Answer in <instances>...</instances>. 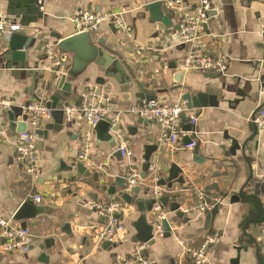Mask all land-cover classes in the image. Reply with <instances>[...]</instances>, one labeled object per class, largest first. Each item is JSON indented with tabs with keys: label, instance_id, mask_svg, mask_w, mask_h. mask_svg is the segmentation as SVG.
Masks as SVG:
<instances>
[{
	"label": "crops",
	"instance_id": "crops-1",
	"mask_svg": "<svg viewBox=\"0 0 264 264\" xmlns=\"http://www.w3.org/2000/svg\"><path fill=\"white\" fill-rule=\"evenodd\" d=\"M152 1L46 0L42 10L39 0H0V11L20 26L18 32L33 38L25 70L15 75L0 70V95L15 105L32 101L49 84L51 89L46 92L51 95L58 74L52 73L48 79L40 77L35 64L41 66L46 61L43 44L48 38L55 40L53 33L67 37L76 32L72 16L80 9L122 13L130 34L120 29L114 32L111 23H105L92 36L119 52L137 78L147 83L159 99L177 103L186 92H204L219 100V106L200 108L202 112L195 128L198 145L193 150L172 148L159 142L156 121L148 119L147 125L140 124V115L128 110L130 102L137 106L146 93L136 95L139 89L134 84L129 97H125L123 79L106 76L105 71L91 65L81 76L73 100L90 87L105 86L112 98L109 116L117 127L116 132H124L133 154L129 158L118 154L116 132V145L111 146L109 142L99 141L94 131L88 161L83 162L92 173L90 177L80 174L74 166L80 162L77 153L87 128L82 111H75L66 119L64 130L38 134L41 161L37 177H33L24 173L16 158L15 141L19 132H11L0 110V216L15 215L26 200L45 209L28 221L27 227L35 236L32 248L28 252L0 251V264H123L138 245L133 240L136 234L133 223L140 213L135 204L119 200L120 194L129 190L120 187L117 179L125 178L131 166L142 170L145 148L151 144L159 146L151 157L150 168L154 173L157 170L159 180L169 176L174 162L184 170L180 175L185 183H174L171 189L163 186L168 189L165 195L170 197L169 204L180 203L184 216L171 212L170 205H163L172 235H156L153 243L145 244L144 254L157 259L159 264H195L175 235L185 238L187 246L193 249L215 237L204 264H231L238 254L237 247L242 248L240 264H264V192L259 188L256 197L232 199L241 192L253 194L254 183L264 180V130H258L251 121V116L264 108V0H211L215 14L203 28L205 51L225 56L228 69L224 74L187 71L184 87L177 90L170 89L175 84L173 72L182 71L179 64L187 51L179 44L180 14L165 13L170 15L168 24L155 20L145 9ZM197 2L185 0L184 13L191 12ZM4 37L0 31V40ZM64 60L69 67L70 56L65 55ZM174 64L175 70L170 68ZM165 89L168 90L157 91ZM45 121L55 123L53 117ZM234 139L239 147L234 145ZM152 170L147 178H142L143 184L136 186L141 188L143 199L152 196ZM251 175L252 183L247 185ZM113 187L115 193L111 191ZM146 187H150V192L144 195ZM199 192H204L210 201L220 199L219 212L211 223L209 212L201 213L196 208ZM34 195H41L43 201L37 203ZM118 200L123 209L117 216L125 224L126 232L116 242L117 247L105 249L96 237L104 218L93 202ZM147 216L149 222L157 219L151 212ZM47 240H53L49 248Z\"/></svg>",
	"mask_w": 264,
	"mask_h": 264
},
{
	"label": "built area",
	"instance_id": "built-area-1",
	"mask_svg": "<svg viewBox=\"0 0 264 264\" xmlns=\"http://www.w3.org/2000/svg\"><path fill=\"white\" fill-rule=\"evenodd\" d=\"M46 0H39L40 8L44 10ZM166 4L179 12V44L186 47V55L179 64L182 71H197L203 74L220 73L224 74L228 69V60L225 56H215L205 51V43L203 39V28L210 19V14L214 10L211 0H198L193 10L184 13L185 0H164ZM72 20L76 25V32H98L105 23H114L118 29L130 34L131 29L125 23L122 13L117 11L97 12L91 9H80L72 16ZM20 30V26L8 20L7 16L0 11V31L5 37H10L14 32ZM46 61L35 68L39 76H46L47 79L53 73L61 74L65 72V54L59 51L55 40L46 39L43 44ZM46 79V80H47ZM44 88L35 99L30 101L28 106H23L25 114L28 115L27 129L19 132L15 141L17 160L20 162L24 173L37 177L40 166V155L37 147V131L41 129V121H45L52 117V110L47 106L50 100L49 94ZM83 102L81 107H68V118L75 111H82L87 123V128L82 133L81 146L77 153V158L81 162H87L92 148V137L94 128L101 121L108 117L112 111V98L105 86L90 87L83 93ZM15 105L13 102L0 95V110L8 111ZM132 112L139 114L143 118L154 120L157 122L160 134L159 142L167 144L172 148L182 147L186 150H193L198 145V134L196 126L201 116L200 108H189L185 100L177 103H170L161 99L144 98L137 106H132ZM182 113L187 117V123L194 129L190 131L184 130L182 121ZM251 121L256 125L258 130H264V108L257 110L252 116ZM116 132V131H115ZM118 150L125 158L132 156L133 152L123 131H117ZM185 137H191L190 143L183 142ZM153 169V168H152ZM150 169V170H152ZM154 173V169L152 170ZM142 170L137 166H131L128 170L126 178L127 188L143 184L141 177ZM153 187L152 198L155 199L153 213L157 216V220L166 218L163 210V204L160 201L168 189L157 185L159 181L158 172L152 175ZM37 203L43 201L41 195H34ZM210 201L204 192L197 195V209L201 212H210L214 205L218 203ZM94 207L104 218L103 223L97 228L96 237L98 241L110 240L112 242L120 241L125 232V224L119 220L117 216L122 212L123 206L118 201L104 203L102 201L93 202ZM164 232L161 225L155 229V235H162ZM173 232V229H172ZM177 242L188 252L193 258L195 264H204L207 262V249L210 244L216 242L215 237L206 240L203 245L198 248L187 246L185 238L175 235ZM35 241V236L30 228L22 226L21 222L12 216H0V251L5 253L28 252ZM145 244H138L133 253L123 262V264H159L157 259L144 254Z\"/></svg>",
	"mask_w": 264,
	"mask_h": 264
},
{
	"label": "water",
	"instance_id": "water-1",
	"mask_svg": "<svg viewBox=\"0 0 264 264\" xmlns=\"http://www.w3.org/2000/svg\"><path fill=\"white\" fill-rule=\"evenodd\" d=\"M145 9L150 13L151 18L155 20L162 21L165 24L169 23V16H166L165 13L174 14V10L171 9L164 0H154L146 4ZM215 12L212 11L210 14L214 16ZM207 24L204 25L206 27ZM110 27L114 32H118V28L114 23L110 24ZM55 38V43L57 44L59 51L62 54L70 56L71 64L69 67H66L65 72L57 75L55 79L57 80V85L53 89L50 95V100L47 103V106L52 110V117L54 119V124L46 123V121H41V127H45V130L39 129L37 133L39 135L49 133V130H52L53 134L64 130L65 121L68 118L67 108L71 105L75 107H81L83 102V94L78 96L76 100H73L77 91L80 87V78L87 71L91 65L99 67V69L105 71L106 76H113L119 79H123V92L125 97H129L130 88H133L134 84L139 89L136 92L146 93V98L148 99H158L157 93L154 90L148 88L147 83H143L137 78V74L132 69L130 64L123 59L122 55L113 49L111 46L107 45L103 40H94L92 33L90 32H75L74 34L62 37L61 34L53 33L52 35ZM33 45V38L19 33L18 31L14 32L10 37H4L0 40V70H9L14 75L19 73L22 70H25L29 65V49ZM39 63L35 64V67H38ZM171 69L175 70L177 68L174 64ZM186 72L184 71H175L173 72L175 78V84L172 86V90L183 88V77ZM101 83H104V80L100 79ZM51 89V84H49L48 89ZM130 89V90H129ZM165 90H157L158 93L166 92ZM183 100L187 102L189 108H201L206 106H219V100L214 95H207L204 92H198L193 94L191 92H186L182 96ZM30 102H26L24 105L28 106ZM24 105H13L10 110L3 111L2 118L7 121L9 129L12 133L22 132L27 129V119L28 115L24 112ZM132 107L131 102L129 103L128 110ZM182 121L184 123V130L190 131L194 128L187 123V117L182 113ZM138 122L140 124H148V119L139 116ZM117 130V127L114 124L113 118L111 116L106 117L104 120H101L94 131L97 135L99 141H106L111 144V146L116 145V140L114 137V132ZM185 143L191 142V137H185ZM234 145L237 144V141L233 140ZM239 147L238 145H235ZM234 146V147H235ZM159 148L158 144H151L146 146L145 151V162L142 166L141 177L143 179L147 178L150 168L152 166L151 157L155 151ZM118 154H121V151H117ZM77 171L85 177L91 176V171L86 167L83 162H76L74 164ZM70 169V168H68ZM72 169V168H71ZM184 170L177 163H173L169 169V176L167 178H161L157 185L166 186L169 189L173 188L174 183L183 184L185 183L184 177L180 175ZM252 175L248 184L252 183ZM118 184L120 187H127L126 178H118ZM252 186V185H251ZM261 189L264 192V180H257L253 186V194H236L232 196L233 200H239L241 197H256L260 193L258 189ZM251 189V188H250ZM127 192H122L119 196V200H123L128 204H135L140 213V216L133 223V227L136 230V234L133 238L135 243L140 244H151L155 241V229L157 226L161 225L163 227V236L169 237L172 235V228L169 220L164 218L162 220H152L149 222L148 213H153V206L155 199L151 197L143 199L140 196L141 188L133 187L128 189ZM112 193H115V188H112ZM150 192V187H146L143 190V194L147 195ZM170 197L164 195L161 197L160 201L164 206L170 205L171 212H177L179 216H184V213L180 211V203L172 202L169 204ZM219 203H216L213 209L208 213V220L211 223L216 215L219 212ZM45 209L42 206L35 204L31 200L24 201L21 206L16 211L14 218L21 222L22 226L27 227L28 221L35 219L39 214L43 213ZM154 214V213H153ZM69 227V225L67 226ZM53 240H47L46 244L49 248ZM101 246L108 249L110 247H117L116 242L110 240H102ZM237 256L231 260V264H240L241 256V247H237Z\"/></svg>",
	"mask_w": 264,
	"mask_h": 264
}]
</instances>
